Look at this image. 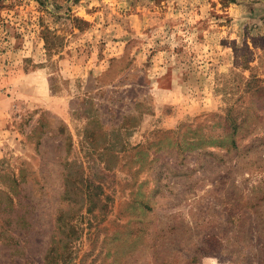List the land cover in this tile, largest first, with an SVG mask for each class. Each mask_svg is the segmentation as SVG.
<instances>
[{
	"label": "rangeland",
	"instance_id": "374dc122",
	"mask_svg": "<svg viewBox=\"0 0 264 264\" xmlns=\"http://www.w3.org/2000/svg\"><path fill=\"white\" fill-rule=\"evenodd\" d=\"M250 75L264 0H0V264H264Z\"/></svg>",
	"mask_w": 264,
	"mask_h": 264
},
{
	"label": "trees",
	"instance_id": "16d2710c",
	"mask_svg": "<svg viewBox=\"0 0 264 264\" xmlns=\"http://www.w3.org/2000/svg\"><path fill=\"white\" fill-rule=\"evenodd\" d=\"M245 48H247V47L245 46ZM246 50H248V49H246ZM249 63H250V61L245 60L244 62H242L241 65H243L246 70H251V68L249 67ZM241 80H242V85H243V94L250 92V94L253 95V94H257L258 92L264 91V80H261V79L259 80L254 75H250L248 79H245L244 77H242ZM254 85H255V87H254ZM231 110H232V107H230L227 110V117L226 118L230 119V121L232 123L231 131L234 134L236 128L242 124H245V122H247V119L249 118V116L250 115L253 116V113L250 111V108H246L244 111H241L239 113L240 122L237 124L235 122L236 117L229 116V113L231 112ZM257 125L258 124H256V126ZM249 126H251V125H248V127ZM251 129H254V126ZM233 144H234V142H233Z\"/></svg>",
	"mask_w": 264,
	"mask_h": 264
}]
</instances>
